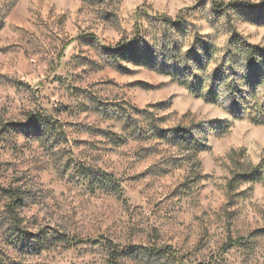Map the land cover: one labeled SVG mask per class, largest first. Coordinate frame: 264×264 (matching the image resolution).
I'll return each mask as SVG.
<instances>
[{"label": "clouds", "instance_id": "1", "mask_svg": "<svg viewBox=\"0 0 264 264\" xmlns=\"http://www.w3.org/2000/svg\"><path fill=\"white\" fill-rule=\"evenodd\" d=\"M0 264H264V0H0Z\"/></svg>", "mask_w": 264, "mask_h": 264}, {"label": "rangeland", "instance_id": "2", "mask_svg": "<svg viewBox=\"0 0 264 264\" xmlns=\"http://www.w3.org/2000/svg\"><path fill=\"white\" fill-rule=\"evenodd\" d=\"M167 181V178H165V182Z\"/></svg>", "mask_w": 264, "mask_h": 264}]
</instances>
